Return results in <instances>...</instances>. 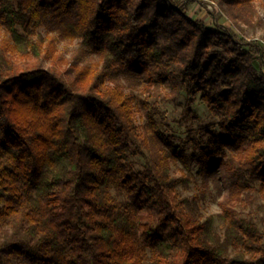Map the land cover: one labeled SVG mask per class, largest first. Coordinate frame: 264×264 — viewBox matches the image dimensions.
<instances>
[{
    "label": "trees",
    "instance_id": "1",
    "mask_svg": "<svg viewBox=\"0 0 264 264\" xmlns=\"http://www.w3.org/2000/svg\"><path fill=\"white\" fill-rule=\"evenodd\" d=\"M194 1L0 0V264H264V45ZM252 1L220 4L250 24ZM183 90L216 119L191 152L159 119ZM195 167L219 212L183 194Z\"/></svg>",
    "mask_w": 264,
    "mask_h": 264
},
{
    "label": "rangeland",
    "instance_id": "2",
    "mask_svg": "<svg viewBox=\"0 0 264 264\" xmlns=\"http://www.w3.org/2000/svg\"><path fill=\"white\" fill-rule=\"evenodd\" d=\"M185 1V0H183ZM222 0H195L189 6V15L192 17L200 18L206 21L210 26L215 24V21L230 27L233 31L249 40L259 41L264 45V0H253L252 4L256 12L253 14V19L250 24L242 21L235 22L228 16L222 9ZM3 36L0 30V39ZM58 52L63 54L66 58L77 56L84 62L93 61L95 56L85 53V49L81 47L77 40H64L58 39ZM49 64V60L46 61ZM189 105V106H188ZM160 121L161 128L166 135L177 145H184L188 152L193 150V145L190 139L194 136H200V129L216 121L210 115L207 105L199 98L188 102L186 92L183 90L176 101L163 102L160 104ZM138 123L143 127L147 123L142 112H138ZM149 130V128H148ZM150 132V130H149ZM134 164L137 168H141L145 164L144 158L138 156L133 158ZM173 173L180 175L182 173L183 164L178 160L172 164ZM195 177L191 183L190 189L183 191L184 195L199 194L202 189H206V197L202 202V211L205 216L211 213H217L221 210L219 201L227 193V187L223 180L218 177L207 178L204 183V178L197 173V167L194 168ZM206 184V185H205ZM181 189V187H180ZM259 202L264 203V198L259 197ZM246 212L253 214L257 221L264 227V209L263 211L254 205L252 209H247ZM216 230L220 233L224 231V225L221 221L216 222Z\"/></svg>",
    "mask_w": 264,
    "mask_h": 264
}]
</instances>
